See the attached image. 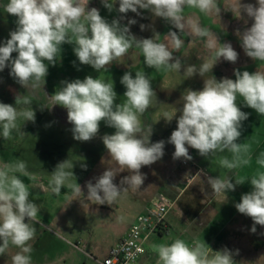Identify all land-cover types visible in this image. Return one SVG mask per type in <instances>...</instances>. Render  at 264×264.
Instances as JSON below:
<instances>
[{"label": "clouds", "instance_id": "clouds-1", "mask_svg": "<svg viewBox=\"0 0 264 264\" xmlns=\"http://www.w3.org/2000/svg\"><path fill=\"white\" fill-rule=\"evenodd\" d=\"M101 2L112 11L117 0ZM88 4L89 0H8L3 9L17 18L16 28L0 46V71L10 68V75L23 88L43 87L48 67L55 66L65 43L74 45L73 51L80 64L89 65L98 73L107 72L113 62L121 61L133 48L140 50L147 67L177 72L183 69L188 78L196 74L203 78L221 58L233 64L238 60L239 54L231 43H221L197 18L184 14L185 8H191L220 18L218 0H118L116 10L121 14L130 11L140 15L139 10H148L177 29L178 32H168L169 43L160 42L159 34L137 39L128 27L136 23L134 19H130L128 25H122L119 19L108 22L97 8L89 9ZM227 10L240 19L246 14L253 21L243 31L238 29L236 35L249 58L264 62V0H256V4L233 0ZM183 32L205 41L213 56L212 63L203 62L199 69L194 64L185 67L179 57L173 56L174 50L178 51L183 44L179 35ZM13 53L17 54L15 58ZM234 76L235 79L217 80L211 75L204 79L202 90L184 91L181 109L175 108L172 115L164 113L166 121L175 118L177 122L167 141L174 145V160H191V148L205 158L227 151L231 158L223 157L220 165L228 170L250 163L248 145L238 142L242 122L249 114L241 110L237 101L242 98L247 107L264 116V71L234 70ZM120 82L126 89L123 103L116 102L112 81L92 76L63 81L62 87L49 96L52 106L59 105L67 110V121L73 126L75 140H92L99 133L101 122L115 129L113 134H105L102 141L117 167H108L95 178V184L87 182V199L98 205H111L123 191L139 189L145 180L141 168L156 163L165 154V141L151 142L152 126L145 129L140 120L156 97L151 80L146 73L136 72L133 76L128 71ZM19 103L17 98L15 106L0 102V135L5 140L12 138L18 120L35 121V111L28 107L31 101L25 99L22 109L17 107ZM256 164L259 167L254 175L235 179V183L231 177H207L215 194H226L234 191L236 185L250 183L252 190L243 194L235 207L252 219L253 233L256 225L264 226V152L256 157ZM73 166L69 160L57 164L49 182L53 194L59 195L65 183L74 177ZM123 170L129 175L123 177L120 184L127 187L113 183L117 173ZM16 173L28 174L25 162L0 166V255L12 246L19 249L11 256L12 264H32L29 242L35 238L36 229L31 222L36 220L40 208L30 199L29 187ZM69 187L75 196H83L77 182ZM152 250L158 257L157 264H235L229 249L213 251L205 242L190 245L177 238L171 243L154 244Z\"/></svg>", "mask_w": 264, "mask_h": 264}, {"label": "rangeland", "instance_id": "rangeland-1", "mask_svg": "<svg viewBox=\"0 0 264 264\" xmlns=\"http://www.w3.org/2000/svg\"><path fill=\"white\" fill-rule=\"evenodd\" d=\"M232 2L218 0L220 18L185 8L186 17L197 18L202 27L215 33L221 43H231L239 54L235 64L221 58L203 78L198 74L188 78L183 74V69L177 72L149 68L137 48L130 49L128 55L118 63L113 62L107 72L102 70L98 73L91 66L80 64L73 51L74 45L67 43L62 45L55 66L49 65L43 87L23 88L10 75V68L0 71V102L15 106L17 98L20 101L17 107L22 109L25 107L23 101L29 99L31 104L28 107L35 111L34 122L17 121V130L13 131L11 139L5 140L0 135V166L17 161L26 163L28 174L16 175L24 180L31 192L30 199L40 208L36 220L31 222L36 229L35 238L29 242L32 246V264H100L98 261L108 256L111 248L128 234L137 217L152 206L154 199L160 195L171 199L174 205L166 217L168 232L154 234L147 242L149 264H157L158 261L152 250L154 244L171 243L177 238L190 245L205 242L213 251L227 248L233 253L235 264H264V226L256 225L253 233L252 219L239 213L235 207L241 196L252 190L250 183L236 185L234 191L226 194H215L207 182V177L213 176L231 177L235 183V179L250 178L256 173L259 167L256 157L264 152V116L258 115L243 103L242 98H238V106L249 114L248 119L242 122L238 142L248 145L250 163L234 170L220 165L223 157L231 158L227 151L205 158L189 148L192 159L188 165L184 164L183 158L174 160V145L167 141L177 122L175 118L171 122L164 119L165 112L172 115L175 108L183 107L181 96L186 89L202 90L204 79L211 75L217 80L224 77L235 79L234 70H247L250 73L264 71V62L249 58L236 35L238 29L243 31L253 21L246 14L240 19L228 11ZM241 3L256 4V0H241ZM93 7L108 22L119 19L122 25H128V21L134 19L136 23L128 27L137 39L153 38L154 34H159L160 42L169 43L168 32H178L148 10H139L140 15L130 11L127 14L119 13L116 10L118 0L112 11L105 8L101 0H89L88 8ZM16 19L4 9L0 10V46L15 30ZM141 25H144L143 30ZM179 35L183 44L178 51L174 50L173 56L179 57L185 67L194 64L199 69L203 62H213V56L203 39L188 32ZM16 55L13 53V58ZM128 71L133 76L136 72L146 73L151 80L156 97H153L152 106L140 116V120L145 129L152 126L151 142L165 141V154L156 163L141 168L145 180L139 189L123 191L111 205H98L87 199V182L95 184V178L108 167H117L110 160L102 141L105 134H113L115 129L101 122L96 137L87 142L77 141L71 131L73 126L67 121V110L59 105L52 106L53 101L49 96L62 87L63 81L83 80L92 76L112 81L117 93L116 102L123 103L126 89L120 81ZM65 160L74 165V177L65 183L59 195H55L49 189L51 173L58 163ZM190 174L195 176L191 182L188 180ZM127 175V170L117 173L113 183L121 186V180ZM76 182L81 186L83 196H75L69 187V184ZM17 251L19 249L10 246L4 255H0V264H12L11 256Z\"/></svg>", "mask_w": 264, "mask_h": 264}, {"label": "built area", "instance_id": "built-area-1", "mask_svg": "<svg viewBox=\"0 0 264 264\" xmlns=\"http://www.w3.org/2000/svg\"><path fill=\"white\" fill-rule=\"evenodd\" d=\"M190 160H184L188 165ZM195 179L190 174L188 180ZM174 202L164 195L154 199L152 206H149L144 213L140 214L128 234L120 239L110 250L108 256L100 264H149L147 242L157 234L160 228H167V215Z\"/></svg>", "mask_w": 264, "mask_h": 264}, {"label": "trees", "instance_id": "trees-1", "mask_svg": "<svg viewBox=\"0 0 264 264\" xmlns=\"http://www.w3.org/2000/svg\"><path fill=\"white\" fill-rule=\"evenodd\" d=\"M168 227L167 228H160V230L158 231V234L160 235V234H162V232H168Z\"/></svg>", "mask_w": 264, "mask_h": 264}, {"label": "flooded vegetation", "instance_id": "flooded-vegetation-1", "mask_svg": "<svg viewBox=\"0 0 264 264\" xmlns=\"http://www.w3.org/2000/svg\"><path fill=\"white\" fill-rule=\"evenodd\" d=\"M4 4H6L5 0H0V10L3 9Z\"/></svg>", "mask_w": 264, "mask_h": 264}, {"label": "crops", "instance_id": "crops-1", "mask_svg": "<svg viewBox=\"0 0 264 264\" xmlns=\"http://www.w3.org/2000/svg\"><path fill=\"white\" fill-rule=\"evenodd\" d=\"M148 208V207H147Z\"/></svg>", "mask_w": 264, "mask_h": 264}]
</instances>
